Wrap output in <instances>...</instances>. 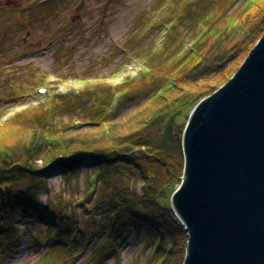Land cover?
I'll use <instances>...</instances> for the list:
<instances>
[{
	"label": "trees",
	"instance_id": "1",
	"mask_svg": "<svg viewBox=\"0 0 264 264\" xmlns=\"http://www.w3.org/2000/svg\"><path fill=\"white\" fill-rule=\"evenodd\" d=\"M184 1L182 8L175 4L171 8L168 6L166 20L156 24V33L165 31L159 49L162 69L155 68L154 62L150 63L147 58L143 70L123 78L117 85L90 86L92 90L88 95L92 104L88 113L91 123L86 128L76 123L68 124L65 129L42 133L41 139L33 131L26 149L24 146L19 152L0 149V234L7 228L14 233L16 224L12 219L16 214L24 216L36 210L35 214L45 226L47 247L33 264H73L88 246L85 244L80 250L74 247V242L77 247L85 241L89 243V237L76 238L82 230L78 227L73 231L69 223L70 220L75 223V213L70 211L71 218L67 216V204L59 202L56 206L52 202L54 199H50L48 204L38 207L34 190L28 188L43 183L42 177H46L52 167H59L68 177L84 162L92 163L85 188L87 197L94 194L89 214L107 220L110 226L97 243L99 249L94 250L93 257L112 252L118 263L121 240L111 233L121 220L135 218L149 228L153 264H166L168 255L172 258L171 264H182L187 252V233L172 219L169 205L170 194L179 185L184 169L181 131L176 135L174 125L181 127L191 108L228 80L264 34V0H225V6H218L219 10L212 8L213 0ZM183 25L188 29L193 26L187 38L178 31ZM137 82L148 84L145 101L128 112L120 123L114 122L122 103L140 92L137 85L134 86ZM62 100L72 99L62 97ZM113 100L115 106L111 105ZM54 103L55 100L52 106ZM41 111L27 109L12 114L9 120L0 123V133L1 127L45 129L44 113L47 112ZM85 132L87 139L82 138ZM38 158L43 160L40 168L35 162ZM112 177L136 179L138 189L123 184L116 190L117 183L112 182ZM8 178L20 183L26 180L28 185L24 191L28 194V188L32 194L24 198L21 192L17 193L21 188L13 193L5 184ZM79 204L81 202H76L71 207ZM92 224L102 226L97 220H92ZM95 231L98 229H93V234ZM163 236L172 238L164 251L160 250ZM6 237L0 238V245Z\"/></svg>",
	"mask_w": 264,
	"mask_h": 264
},
{
	"label": "rangeland",
	"instance_id": "2",
	"mask_svg": "<svg viewBox=\"0 0 264 264\" xmlns=\"http://www.w3.org/2000/svg\"><path fill=\"white\" fill-rule=\"evenodd\" d=\"M224 1L213 0L212 8L224 7ZM184 3V0H0V123L27 109L47 112L44 113L45 129L1 127L0 149L18 152L21 146L26 149L33 131L41 139L42 133L46 135L52 130L65 129L68 124L76 123L86 128L91 123L89 90L117 85L123 78L132 77L144 69L147 58L150 63L154 62L155 68L162 69L159 49L165 31L156 33V24L166 20L168 6L171 8L175 4L182 8ZM168 27L165 26L166 31ZM190 30L193 26L188 29L183 25L178 29L186 38L190 36ZM39 86L45 87L47 92L39 94L36 91ZM134 86L140 92L122 103L114 122L120 123L128 112L145 101L148 84L137 82ZM63 95V98L72 100H62ZM76 95L80 97L76 98ZM187 120L188 117L182 128L172 127L176 135L181 131L180 139ZM86 134H82L83 139H87ZM18 155L26 156L23 153ZM35 162L39 168L43 166L42 159ZM91 165V162H84L68 177L61 173L59 167H49V173L42 177L43 183L28 187L34 190L38 207L48 204L50 199H54L52 202L56 206L59 202L67 204V216L71 218L70 211L75 213V223L72 220L69 223L74 227L73 231L78 227L82 230L76 238L92 235V242L84 247L73 264H153L149 228L135 218L121 220L111 233L121 240L118 263L112 252L93 257L94 250L99 249L97 243L110 226L107 220L89 214L94 194L87 197L85 188ZM12 180L8 178L5 184L13 189V193L21 188L17 193L21 192L24 198L32 194L28 188V194L24 191L28 185L26 180L23 183ZM111 180L117 183L116 190L124 185L138 189L139 181L136 179L112 177ZM76 202L81 204L71 207ZM35 211L30 210L24 216L16 214L12 219L16 224L14 233L10 232L11 228L1 232L0 238L7 236V239L0 245L3 247L0 264H33L45 253V226ZM172 213V219L180 223L173 210ZM92 220L101 221L102 226L94 227ZM93 229H98L96 234H93ZM5 232L6 235L2 234ZM171 242L172 238L163 236L160 250L169 248ZM77 246L74 242V247ZM171 260L168 255L166 264H171Z\"/></svg>",
	"mask_w": 264,
	"mask_h": 264
},
{
	"label": "water",
	"instance_id": "3",
	"mask_svg": "<svg viewBox=\"0 0 264 264\" xmlns=\"http://www.w3.org/2000/svg\"><path fill=\"white\" fill-rule=\"evenodd\" d=\"M170 196L187 233L182 264H264V34L190 111Z\"/></svg>",
	"mask_w": 264,
	"mask_h": 264
}]
</instances>
